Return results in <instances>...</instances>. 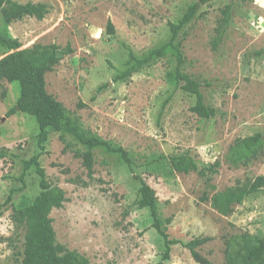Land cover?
<instances>
[{"label":"rangeland","instance_id":"1","mask_svg":"<svg viewBox=\"0 0 264 264\" xmlns=\"http://www.w3.org/2000/svg\"><path fill=\"white\" fill-rule=\"evenodd\" d=\"M16 1L45 2L49 11L42 19L24 16L8 24L0 15V34L16 38L21 47L55 43L60 53L69 44L72 51L61 53L54 69L45 73L47 92L94 134L127 150L132 165L95 149L89 178L81 159L63 150L57 132L49 133L40 150L34 118L19 110L7 116L19 95L18 84L1 80L0 149L6 150L0 156V264H15L20 247L12 235L13 211L30 204L40 190L33 165L22 174L25 161L37 153L48 181L65 191L62 206L49 213L56 239L90 264H151L159 259L162 239L151 226L148 209L137 204L139 178L154 188L171 237H212L198 250L213 264H225L226 240L241 233L264 236V186L226 216L201 200L237 179L264 176V153L247 165L233 166L226 159L236 138L264 132V0ZM194 2L199 3L195 16L178 38L183 37L184 70L209 82L206 101L218 113L208 120L190 110L192 93L165 80L173 64L170 54L114 81L129 51L142 58L148 48L168 40V22H177ZM228 3L231 22L213 49L216 20ZM108 19L112 34L106 31ZM7 52L0 47V56ZM185 150L199 166L219 160L217 172L206 179L195 171H171L160 158ZM164 264L200 263L175 245Z\"/></svg>","mask_w":264,"mask_h":264},{"label":"trees","instance_id":"2","mask_svg":"<svg viewBox=\"0 0 264 264\" xmlns=\"http://www.w3.org/2000/svg\"><path fill=\"white\" fill-rule=\"evenodd\" d=\"M208 1L211 0H199L200 3ZM198 6L199 3L194 2L187 7L177 22L169 21L170 38L159 41L148 48L142 58L134 56L129 51L126 65L115 75L114 81L125 80L132 75L137 67L150 65L157 59L170 54L173 64L165 71V80L174 88L192 93L195 101L190 106V110L199 118L208 120L218 113L217 109L206 101L204 87L208 86L209 82L200 80L184 70L186 57L182 48L183 37L178 38L179 30L193 19ZM231 7L232 5L228 3L220 8V16L216 20L214 35L211 39L213 49H216L225 37L231 22ZM48 11L49 5L45 2L27 1L21 3L16 0H0V15L7 24L24 16L42 19ZM106 31L109 34L115 31L109 19L106 23ZM0 47L9 50L0 56V81L16 82L19 89L15 105L7 112V116L19 110L34 118L38 128L37 142L40 150L43 149V143L47 140L49 133L57 132L64 145L63 150H70L73 156L81 159L89 178H92L93 174L95 149L117 155L120 160L131 167L132 160L127 150L120 145H112L109 141L94 134L89 128L83 126L78 116L70 114L59 100L47 92L45 73L54 69L61 53L72 51L69 44L60 53L59 47L55 43L34 42L29 46L21 47L16 38L0 34ZM5 150V148L0 149V156L4 155ZM263 153L264 132L256 131L251 135L236 138L229 147L226 159L233 166L247 165ZM38 158L39 153L26 160L22 174L33 165L39 176L40 190L30 204L14 210L12 214L14 225L12 235L20 240V247L15 251L17 256L15 264H90L86 256L67 248L56 239L49 213L53 208L62 206L66 200L65 191L60 186L48 181ZM160 158L167 160L171 171L182 173L195 171L206 179L209 178V173L217 172V167L220 165V161L215 160L209 166H199L197 161L189 155L188 150L170 155H160ZM139 181L138 207L148 209L151 226L157 231L163 244V251L159 259L151 264L168 262L175 245H180L196 262L213 264L198 250L212 237L194 236L186 241L171 237L165 226L169 219L163 220L160 217L159 200L154 188L142 178H139ZM263 186V175L237 179L233 185L215 191L211 196L203 194L201 200H209L213 209L226 216L233 212L235 204L242 203L245 197L257 193ZM11 198L9 194L5 203H9ZM2 211V205H0V215ZM224 263L264 264V236L241 233L226 240Z\"/></svg>","mask_w":264,"mask_h":264}]
</instances>
